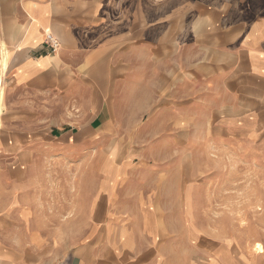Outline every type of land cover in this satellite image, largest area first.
<instances>
[{
    "label": "rangeland",
    "instance_id": "374dc122",
    "mask_svg": "<svg viewBox=\"0 0 264 264\" xmlns=\"http://www.w3.org/2000/svg\"><path fill=\"white\" fill-rule=\"evenodd\" d=\"M86 1L100 7L101 26L88 33L92 46L129 35L153 47L171 40L175 52L162 67L150 63L148 109L135 113L142 95L134 89L120 108L135 125L106 128L102 135L119 138L103 141L101 154L20 155L7 152L9 136L64 133L67 126L47 124L78 114L13 86L15 31L0 29L11 56L0 74V249L16 250L20 264H64L76 254L84 264H264V118L241 111L236 87L216 94L218 77L183 81L189 66L210 58L196 40L264 17V0ZM20 108H32L38 125L9 126ZM16 171L19 186L31 188L18 201L29 193L30 207L5 206Z\"/></svg>",
    "mask_w": 264,
    "mask_h": 264
},
{
    "label": "crops",
    "instance_id": "0c3cea01",
    "mask_svg": "<svg viewBox=\"0 0 264 264\" xmlns=\"http://www.w3.org/2000/svg\"><path fill=\"white\" fill-rule=\"evenodd\" d=\"M252 13L261 14L258 10ZM2 16L8 17L3 20ZM11 16H16L14 26L7 22ZM100 26V7L95 1L0 0V29L16 31L12 52L13 86L40 97V94L49 96L64 109L65 105L69 106L67 109L75 108L78 114V117L66 118L62 123L47 124L50 127L67 126L64 133L50 130L34 136L31 132H15L9 136L8 153L66 154L65 159L72 157L69 154H101L98 149L103 141L110 143L119 138L102 135L106 128L135 125L123 119V108H120L128 103L135 90L142 95L141 100L136 101L139 107L135 113L146 112L151 101L150 63L162 67L166 58L175 52L173 42L169 40L168 45L162 41L153 47L144 38L134 42L133 37L126 35L92 46L96 39H91L88 33ZM45 33L58 38L60 49L55 54H50V50L43 46ZM208 33L205 39H197L195 44L207 48L209 60L199 66L196 62L189 66L187 78L183 81L197 82L218 77L214 80L218 84L213 85L216 94L226 95L230 86H234L238 90L241 111L255 109L264 118V17L251 21L241 19L235 26ZM178 71H181L180 67L174 66L173 72ZM157 80L163 85V79ZM118 85L121 89L117 92ZM159 87L157 93H161ZM65 96L66 102L63 101ZM126 108L133 112L129 104ZM9 121V126L27 127L38 125L39 120L33 115L32 108H20ZM2 140L1 143L6 142ZM28 142L31 148L23 150L22 144ZM116 171L118 174L119 168L116 167ZM22 175L18 171L11 173L12 182L5 195L6 207H30L32 197L29 193L20 195L18 201L17 193L31 190L30 183L28 188L19 186ZM22 211L28 215L27 210ZM16 255V250L0 249V264H20L19 253ZM77 256L64 264H84Z\"/></svg>",
    "mask_w": 264,
    "mask_h": 264
},
{
    "label": "bare ground",
    "instance_id": "6f19581e",
    "mask_svg": "<svg viewBox=\"0 0 264 264\" xmlns=\"http://www.w3.org/2000/svg\"><path fill=\"white\" fill-rule=\"evenodd\" d=\"M0 44H2V47H0V74H1V67H4V68L6 67L11 56H10V52L8 50V47L5 45V43L1 42ZM255 249L258 251L259 254L263 253V250L261 249L260 245H256Z\"/></svg>",
    "mask_w": 264,
    "mask_h": 264
},
{
    "label": "built area",
    "instance_id": "2783aa9c",
    "mask_svg": "<svg viewBox=\"0 0 264 264\" xmlns=\"http://www.w3.org/2000/svg\"><path fill=\"white\" fill-rule=\"evenodd\" d=\"M44 36L43 44L49 48L51 53H56V51L59 49V42L51 34H45Z\"/></svg>",
    "mask_w": 264,
    "mask_h": 264
}]
</instances>
